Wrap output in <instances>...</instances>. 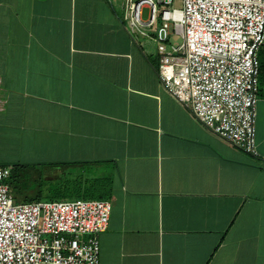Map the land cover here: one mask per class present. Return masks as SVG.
<instances>
[{
	"label": "crops",
	"instance_id": "0c3cea01",
	"mask_svg": "<svg viewBox=\"0 0 264 264\" xmlns=\"http://www.w3.org/2000/svg\"><path fill=\"white\" fill-rule=\"evenodd\" d=\"M0 148L37 201L105 189L101 264H264V98L249 155L161 84L126 0H0Z\"/></svg>",
	"mask_w": 264,
	"mask_h": 264
},
{
	"label": "built area",
	"instance_id": "2783aa9c",
	"mask_svg": "<svg viewBox=\"0 0 264 264\" xmlns=\"http://www.w3.org/2000/svg\"><path fill=\"white\" fill-rule=\"evenodd\" d=\"M126 2L131 32L155 42L161 84L213 134L257 155L264 0ZM11 170L0 164V264H101L111 202H17Z\"/></svg>",
	"mask_w": 264,
	"mask_h": 264
},
{
	"label": "trees",
	"instance_id": "16d2710c",
	"mask_svg": "<svg viewBox=\"0 0 264 264\" xmlns=\"http://www.w3.org/2000/svg\"><path fill=\"white\" fill-rule=\"evenodd\" d=\"M262 55H264V44L263 46L261 47V50H260V53H259V57ZM262 79L261 81V86H262V91H264V57L262 59V61L260 62V66H259V86H260V80ZM260 91V90H259ZM27 165L25 164H15L12 166V170H11V176H10V185H11V188H12V184L13 182H16V181H19L20 183V187H19V190L18 192L19 193H23L22 190L25 188V187H28V183L27 185H24L23 184V188H22V179L23 177H26L27 179V182L29 181L28 180V174H27ZM29 173V172H28ZM57 189V188H55ZM53 187L50 188V190H55ZM105 189L103 188H88V192L84 195L83 198H87V199H92L93 197L91 196H94V194H98L99 198H93V199H105L106 198V194H105ZM88 196V197H86ZM38 199L36 198H30V197H26L25 200H19L17 202H24V203H29V202H34V201H37Z\"/></svg>",
	"mask_w": 264,
	"mask_h": 264
},
{
	"label": "rangeland",
	"instance_id": "374dc122",
	"mask_svg": "<svg viewBox=\"0 0 264 264\" xmlns=\"http://www.w3.org/2000/svg\"><path fill=\"white\" fill-rule=\"evenodd\" d=\"M147 17H148L147 16V9H144L143 18L146 19ZM172 40H179L180 41L181 38L179 36H172ZM263 57H264V55L261 54V56L259 57L260 62L262 61ZM261 81H262V79L260 80V86H259V90H260L259 91V99L264 98V91H262ZM1 149L2 148H0V150ZM19 157H21V156H5V155L0 154V161H2V160H15V159H17ZM27 174H30V172L29 173L27 172ZM31 174H34V173L31 172ZM27 183L30 184V181L27 182L26 177H23V179H22V188H23V184L24 185H27ZM20 186L21 185H20L19 181L13 182V184H12V193H13V196H14L15 200L18 201V199H19V200L22 201V200H25L26 197H31L29 190H30V187L32 185H30V186L28 185V187H25L22 190V192H23L22 194L18 192ZM81 197H84V196H80V198ZM86 197H88V196H86ZM91 197H93V198H99L98 194H94V196H91ZM47 199L55 200L57 198H55V197H49Z\"/></svg>",
	"mask_w": 264,
	"mask_h": 264
}]
</instances>
